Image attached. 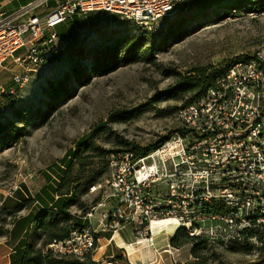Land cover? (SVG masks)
Returning <instances> with one entry per match:
<instances>
[{
    "label": "rangeland",
    "instance_id": "1",
    "mask_svg": "<svg viewBox=\"0 0 264 264\" xmlns=\"http://www.w3.org/2000/svg\"><path fill=\"white\" fill-rule=\"evenodd\" d=\"M212 1L196 0L183 13L150 25H137L118 16L89 11L78 15L79 21L70 18L73 26L69 20L59 26L58 31L71 37V43L52 60L31 67L30 78L24 84L14 83L12 79L14 73L25 70L20 64L10 60L0 70V264L8 262L10 247L15 245L21 232L19 229L12 232L14 223L20 224L26 216L32 218L41 209L36 201L38 195H45L43 188L47 190L48 184H58L71 160L64 159L79 144H87L80 151L84 161L72 165V177L78 175L83 180L76 196L65 197L73 198L74 204L68 210L74 218L72 223L80 220L82 224V217L97 206L91 218L97 237L112 230H102L101 220L108 221L110 213L119 207V187H115V182L120 167L128 166L130 159L113 152L125 148L126 141L147 146L164 136L174 135L180 128L177 112L187 98L152 103L143 114L124 123H109L111 114L150 103L176 82V72L195 75V70H206L208 74L225 70L233 63L255 56L263 48L262 3L257 9L254 4L258 0H240L236 3L243 2L244 8L231 10ZM50 4L51 1L34 11H43ZM180 16L186 18L187 35L181 40L169 39L162 46L169 25ZM144 32L153 47L150 61H137L109 73L94 74L89 54L103 51L124 36ZM73 68L79 77L73 75ZM100 123L110 129L95 132ZM104 150L109 151L105 156ZM94 178L95 182H91ZM15 187L13 195H8V190ZM146 190L150 199L157 202L166 198L168 187L158 181ZM61 192H66V188ZM219 206L220 211L228 209L225 204ZM160 222L141 225L143 234L138 233V225L128 223L138 228H132V254L149 248L146 238L154 237V257L149 264H159V255L167 258L162 241L176 231L175 225L166 222L164 231L154 235L153 228ZM200 226L202 232L198 236L207 242L208 264H264V217L254 222L240 220L236 226H229L222 219L205 220ZM249 227L254 229V236L244 235L243 230ZM32 234L36 241L39 233L32 228ZM99 244L98 241V247ZM166 247L178 254V264L193 260L192 244ZM126 259L120 263H130ZM166 263L171 264L168 260Z\"/></svg>",
    "mask_w": 264,
    "mask_h": 264
},
{
    "label": "built area",
    "instance_id": "2",
    "mask_svg": "<svg viewBox=\"0 0 264 264\" xmlns=\"http://www.w3.org/2000/svg\"><path fill=\"white\" fill-rule=\"evenodd\" d=\"M50 1L34 0L12 17L0 19V70L10 60L25 68L13 74L14 83L27 82L31 67L47 63L70 44L59 37L57 29L75 15L96 10L137 25H150L196 0H53V7L34 11ZM176 117L179 131L145 157L132 161V154H119L130 159L128 166L120 167L115 182L119 207L108 221L101 220L102 230L115 231L135 223L138 233L143 234L144 223L166 221L176 230L184 228L200 237V224L205 220L222 219L236 226L240 220L254 222L264 217V46L252 59L229 66L201 98L181 107ZM158 181L164 182L168 191L166 198L153 202L146 188ZM15 190L10 188L8 195ZM215 203L228 209L215 212ZM96 208L86 213L88 220ZM148 231L152 232L151 228ZM146 240L154 247V237ZM98 241L89 221L48 247L55 255L83 258L98 248ZM167 253L168 259L158 256L159 264H167L166 260L179 263L178 254L172 250Z\"/></svg>",
    "mask_w": 264,
    "mask_h": 264
},
{
    "label": "trees",
    "instance_id": "3",
    "mask_svg": "<svg viewBox=\"0 0 264 264\" xmlns=\"http://www.w3.org/2000/svg\"><path fill=\"white\" fill-rule=\"evenodd\" d=\"M236 1L240 0H214L211 3L217 2V5H223L226 9L231 10L243 9V2L236 3ZM261 3L264 5V0H258L257 4H254V7H257L258 9ZM237 5L241 6L236 7ZM262 5H260V7ZM184 10H186V8H182L178 13H183ZM73 18L79 21L78 15H75ZM68 22L71 26L74 25L72 21L69 20ZM78 23L81 25L80 22ZM188 31L189 29L186 18L184 16L175 18L168 27L162 46L169 39H183L187 35ZM58 35L62 39L69 40L71 43L72 38L66 36L64 31H58ZM152 51L153 47L150 45L148 35L144 32L141 35L124 36L103 51L95 52L92 55L89 54V58L92 61L94 74L98 75L99 73H109L123 65L135 63L137 61H150ZM80 53H83V51H80ZM252 58L253 57L249 56L244 58L243 61H248ZM226 69L214 71L209 74L206 70H195L197 72L195 75H183L176 72V82L168 89L161 91L153 100H151L150 103L141 105L127 112H115L109 116V123H124L136 119L138 116L147 111L152 103L159 101L168 99L180 100L187 98L184 106L190 105L201 98L206 90L215 84L216 79L224 74ZM72 72L75 77H79L75 68H73ZM78 79L80 81V78ZM108 129L110 128L107 124L100 123L96 126L95 132L106 131ZM23 131L27 133V129L25 127L23 128ZM169 137V135L164 136L155 143L147 146H141L132 141H126L125 148L115 150L113 153L116 155L130 153L133 156L132 161H135L139 158L145 157L147 154L161 146L167 139H169ZM86 146V143L79 144L78 149H74L66 156L64 159L65 162L69 157L71 160L67 169L61 174V180L57 185L48 184L47 190L43 188V192L46 196L38 195L36 200L43 204V208H41V210L32 218H26V216L21 222H19L20 224L14 223L12 232H15L18 229L23 231L28 225H30L24 235L25 238L20 240L16 245V248L18 249L13 255V257L18 260L19 264H96L93 260L92 253L83 258L70 255L60 256L53 254L48 247V245L53 241H62L66 239L73 228L82 226V224H79L80 220H78L76 224L72 223V219L74 218L68 210L69 206L74 204L73 198L65 197H71L73 195L76 196L78 186L83 180V178L78 175L72 177V165L75 162L82 163V161H84L80 151ZM108 152L109 151L104 150L103 156H105ZM95 180L96 179L94 178L91 182H95ZM63 188H66V192L64 193L61 192ZM55 195L58 196L56 199L54 198ZM47 201H54V203L49 205L46 204ZM217 204L220 205L221 203H215L212 206V209L215 212L220 211V206ZM32 228L39 233V238L36 241L34 240V236L32 234ZM243 232L244 235L246 234L248 237L254 236V229H251V227L245 228ZM1 236L2 234L0 232V237ZM169 244L175 248H180L186 244H192L193 247L191 249V254L193 256V260L190 261L189 264H208V257L205 254V251L208 248L207 242L204 239H201V237L190 235L184 228H179L175 231L170 238ZM121 259L127 260L126 258L119 257V260Z\"/></svg>",
    "mask_w": 264,
    "mask_h": 264
},
{
    "label": "crops",
    "instance_id": "4",
    "mask_svg": "<svg viewBox=\"0 0 264 264\" xmlns=\"http://www.w3.org/2000/svg\"><path fill=\"white\" fill-rule=\"evenodd\" d=\"M32 1L34 0H0V19L12 17L13 14L18 12L23 6H26L28 3ZM51 2L52 4L49 5V8L55 5V2L53 0H51ZM57 197L58 196L55 195L54 198L56 199ZM52 203H54V201L52 202L47 201L46 204L51 205ZM40 206L41 208H43V204L40 203ZM82 219H84L82 221V225L87 224L89 221L92 222L91 220H88L85 216H83ZM29 226L30 225H28L23 231H21V233H19V237L15 245L13 247H10V250L8 252L9 260L6 264H19L18 260H16L13 257V255L16 253L18 249L16 248L18 242L25 238L24 235L26 233V230L29 228ZM133 227H134L133 224H124L115 231L110 230L103 232V234H99L100 244L98 250L92 254L93 260L96 262V264H99L101 262H113L115 264H119L120 263L119 257L122 255L125 258L128 257V260L130 261L131 264L150 263V260L152 259V257H154V248L152 246L148 245L149 248L144 249V251L143 248L139 249L141 250V252H139L138 254H132L134 252H128V250L124 246V244L131 245V243L134 242V237L132 233ZM134 228L137 229L136 227ZM173 233L174 232L170 233L169 236H167V238H165V240L162 241L163 244L161 245V247L165 248L164 250H165V255H167V259H168V253H167L168 249H166L167 248L166 246L170 245L169 241ZM103 240L105 242H103Z\"/></svg>",
    "mask_w": 264,
    "mask_h": 264
},
{
    "label": "bare ground",
    "instance_id": "5",
    "mask_svg": "<svg viewBox=\"0 0 264 264\" xmlns=\"http://www.w3.org/2000/svg\"><path fill=\"white\" fill-rule=\"evenodd\" d=\"M166 223V222H165ZM165 223L163 224V222H160L159 224V226H157V227H154L153 228V234L154 235H159L162 231H164V228H163V226H165ZM153 224V223H152ZM153 226V225H152ZM175 231V230H174ZM124 244V243H123ZM122 244V245H123ZM147 245H149V244H147ZM124 246L126 247V249L129 251V252H132L133 251V248H132V246L130 245V244H124ZM150 246V245H149ZM147 264H149V263H147Z\"/></svg>",
    "mask_w": 264,
    "mask_h": 264
}]
</instances>
